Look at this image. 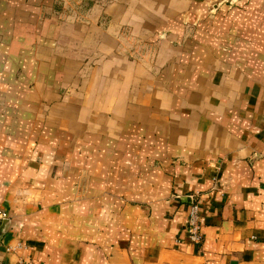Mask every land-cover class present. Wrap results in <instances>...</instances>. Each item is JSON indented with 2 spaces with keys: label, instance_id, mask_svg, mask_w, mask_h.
<instances>
[{
  "label": "crops",
  "instance_id": "crops-1",
  "mask_svg": "<svg viewBox=\"0 0 264 264\" xmlns=\"http://www.w3.org/2000/svg\"><path fill=\"white\" fill-rule=\"evenodd\" d=\"M211 2L0 0V264H264V0Z\"/></svg>",
  "mask_w": 264,
  "mask_h": 264
},
{
  "label": "rangeland",
  "instance_id": "rangeland-1",
  "mask_svg": "<svg viewBox=\"0 0 264 264\" xmlns=\"http://www.w3.org/2000/svg\"><path fill=\"white\" fill-rule=\"evenodd\" d=\"M41 1L44 2L45 7H47L46 5L49 4L50 7L52 8L51 13L57 15L56 17L58 18L60 16L61 17L69 16V17L81 18V19L91 18V13L89 12V9L91 8L93 3H96L97 1H100V4L106 3V0H41ZM246 1L247 0H213V2H211V4L209 5L211 10L207 14L208 16H214L217 13L216 11L217 8L219 9V6L221 4L223 6V9H227V8L231 9L237 5L241 6L245 4ZM36 3L38 4L39 2ZM44 12L49 15L50 11L45 10ZM11 14L12 13L10 11L4 13L3 16L7 19ZM141 46L145 47L146 45L142 44ZM147 48L149 47L147 46Z\"/></svg>",
  "mask_w": 264,
  "mask_h": 264
},
{
  "label": "built area",
  "instance_id": "built-area-1",
  "mask_svg": "<svg viewBox=\"0 0 264 264\" xmlns=\"http://www.w3.org/2000/svg\"><path fill=\"white\" fill-rule=\"evenodd\" d=\"M191 202L189 205L188 219L186 225V234L190 240V242L200 245L204 239V233L202 230L201 223V210H200V201L197 198V194L191 195ZM9 218V214L5 210H0V226L3 221ZM264 238V235H263ZM24 244L22 242H18L17 244L9 245L7 247L8 251H15L16 249L23 248ZM16 264H33L30 260H20Z\"/></svg>",
  "mask_w": 264,
  "mask_h": 264
},
{
  "label": "water",
  "instance_id": "water-1",
  "mask_svg": "<svg viewBox=\"0 0 264 264\" xmlns=\"http://www.w3.org/2000/svg\"><path fill=\"white\" fill-rule=\"evenodd\" d=\"M8 219L7 220H5V221H3V223L1 224V226H0V246H1V238H2V236H3V234H4V231H5V228H6V225L8 224ZM231 264H235L234 262H232Z\"/></svg>",
  "mask_w": 264,
  "mask_h": 264
}]
</instances>
